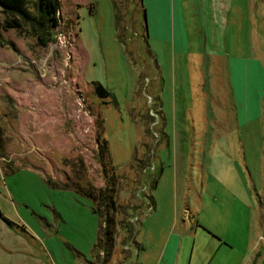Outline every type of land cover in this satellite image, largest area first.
I'll return each mask as SVG.
<instances>
[{"label": "rangeland", "instance_id": "374dc122", "mask_svg": "<svg viewBox=\"0 0 264 264\" xmlns=\"http://www.w3.org/2000/svg\"><path fill=\"white\" fill-rule=\"evenodd\" d=\"M117 1L62 0L46 45L28 24L0 29V208L13 221L0 217V264L143 263L121 226L131 212L143 245L169 230L192 243L198 228V242L218 246L211 264H264V84H253L264 82V0H161L165 12L183 4V58L154 40L151 0L147 38L140 0ZM237 58L245 86L231 83ZM65 181L114 186L124 222L107 262L102 215Z\"/></svg>", "mask_w": 264, "mask_h": 264}, {"label": "trees", "instance_id": "16d2710c", "mask_svg": "<svg viewBox=\"0 0 264 264\" xmlns=\"http://www.w3.org/2000/svg\"><path fill=\"white\" fill-rule=\"evenodd\" d=\"M115 4L118 5V1L114 0ZM143 5L144 12V32L147 38L148 31V21H147V12L143 4V0H140ZM30 0H0V4L7 17L4 21H0V29L16 28L21 29L24 27V24L32 26V28L37 32L39 41L46 45L50 39V34L55 28L61 24V7L62 0H35L34 7L35 10L30 7ZM93 8H91L92 11ZM121 17L119 10L117 11V21L120 23ZM118 35L122 36V29L119 27ZM142 76V75H141ZM93 91L96 92L101 97H107L112 95V91L109 90L102 82L98 80L92 81ZM114 97V96H113ZM100 132H103V119L99 120ZM102 131V132H101ZM99 152L101 155L109 156V144L106 137L100 139L99 143ZM138 162L146 159L137 158ZM51 182L52 178H48ZM56 183L55 181H53ZM157 180L155 179L152 186L155 187ZM65 186H72L77 191H80L91 199H93L96 204L95 210H99L100 214L103 217L100 234L98 237L97 246L104 250L105 256L103 258L104 262H107L112 256L116 244V226L118 223L124 222L118 220L116 213L119 211V206L117 200L115 199V188L114 186H101L97 187L91 183L82 186L79 182H69L65 181ZM153 208L155 207V199L152 194L146 195ZM130 215H135V213H129ZM130 215L127 217V222L122 223V228L127 232L131 233L134 241L139 244L138 240L135 237V234L138 232V226L136 221L129 220ZM0 217H2L8 224L12 225L13 221L9 219L0 208ZM134 233V235H133Z\"/></svg>", "mask_w": 264, "mask_h": 264}, {"label": "crops", "instance_id": "0c3cea01", "mask_svg": "<svg viewBox=\"0 0 264 264\" xmlns=\"http://www.w3.org/2000/svg\"><path fill=\"white\" fill-rule=\"evenodd\" d=\"M151 4L154 26L153 38L157 45L169 44L171 51L175 56L176 54H179L180 56L188 54L190 50L188 36L189 29L186 19L187 17H184L183 4L181 1L177 4L173 1L172 8L169 6L166 12L163 5H161V0H151ZM149 34L150 31H148V37L150 36ZM216 55L222 56L223 54L217 53ZM236 61L231 65L229 64L231 83H233V78L236 77L239 86L241 81L243 86H245L243 80L245 78L246 69L244 65L239 63L238 58ZM242 76L244 77L242 78ZM262 83L264 84L262 79L256 76V81L253 82L254 89L260 87L261 91H263ZM233 93H235L234 98L235 103L238 106V111L240 112V108L244 111H250L251 103L248 101L249 98L247 99L246 96H242L241 90V96H238L237 89H234V86ZM253 95V101L258 102L257 95ZM199 233L201 232H199L197 228L193 233L194 241L192 243L191 241L184 242L180 235H177L176 232L171 230L166 233L161 242L159 241L153 246L143 245V243L138 240V248L144 250L141 259L143 263L138 261L136 264H211L214 257L213 251L215 248H218V246H207L206 243H202V241L198 242L197 237L199 236L197 235Z\"/></svg>", "mask_w": 264, "mask_h": 264}, {"label": "built area", "instance_id": "2783aa9c", "mask_svg": "<svg viewBox=\"0 0 264 264\" xmlns=\"http://www.w3.org/2000/svg\"><path fill=\"white\" fill-rule=\"evenodd\" d=\"M147 80H149V79H147ZM150 96V100H152V98H153V96L152 95H149ZM152 112H154L153 110H152ZM148 199V198H147ZM148 207H149V209H152L153 208V205L151 204V202H150V200L148 199ZM131 221H137L138 219H140L139 218V215L138 214H135V215H133L131 218ZM125 248H128L129 249V245L126 243L125 244Z\"/></svg>", "mask_w": 264, "mask_h": 264}, {"label": "water", "instance_id": "95a60500", "mask_svg": "<svg viewBox=\"0 0 264 264\" xmlns=\"http://www.w3.org/2000/svg\"><path fill=\"white\" fill-rule=\"evenodd\" d=\"M147 34H148V31H147Z\"/></svg>", "mask_w": 264, "mask_h": 264}]
</instances>
